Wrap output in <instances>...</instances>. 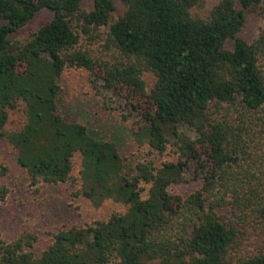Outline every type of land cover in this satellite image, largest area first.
Returning <instances> with one entry per match:
<instances>
[{
    "label": "trees",
    "instance_id": "trees-1",
    "mask_svg": "<svg viewBox=\"0 0 264 264\" xmlns=\"http://www.w3.org/2000/svg\"><path fill=\"white\" fill-rule=\"evenodd\" d=\"M119 3L115 17L114 0H0V144L34 192L67 184L94 208L125 207L56 230L38 252L32 235L0 234V264H264V251L233 256L264 238V30L242 35L244 11L264 15V0ZM42 11L50 18L16 38ZM67 69L87 72L148 155L171 147L176 159L126 168L113 142L62 116ZM188 182L190 193L170 191Z\"/></svg>",
    "mask_w": 264,
    "mask_h": 264
},
{
    "label": "rangeland",
    "instance_id": "rangeland-1",
    "mask_svg": "<svg viewBox=\"0 0 264 264\" xmlns=\"http://www.w3.org/2000/svg\"><path fill=\"white\" fill-rule=\"evenodd\" d=\"M206 6L216 0H204ZM121 13L119 0H114ZM205 14V10H200ZM245 27L243 37L246 40L257 36L264 30V15L259 6L244 11ZM50 14L40 12L26 27L19 30L15 37L24 38L40 27ZM60 112L65 118L73 119L84 124L98 138L113 142L126 168H130L138 160L158 158L160 161L176 159L169 147L164 157L148 155L146 147H139L132 138L131 122H123L115 113L105 112L100 105V97L92 89L90 79L84 70L67 69L60 79ZM183 132L193 138L191 131ZM0 160L7 168L5 176H0V186L8 189L4 201H0V234L5 241H13L22 234L36 238L31 249L33 252L42 250L52 233L58 229L71 226H83L95 221H105L111 214L124 213L125 207L110 200L105 201L99 208H94L87 200L73 199L67 184L56 186H40L38 192L29 186L26 173L15 163L11 149L0 144ZM74 174L79 170V159L75 158ZM196 187L195 183H185L170 187V191L180 195L190 193ZM264 251V238L252 237L245 241L239 253L234 258H248Z\"/></svg>",
    "mask_w": 264,
    "mask_h": 264
}]
</instances>
